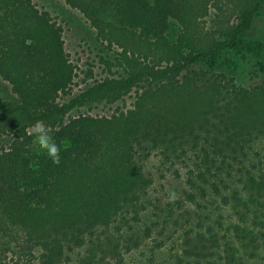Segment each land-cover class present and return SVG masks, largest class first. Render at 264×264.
I'll return each mask as SVG.
<instances>
[{"label": "trees", "instance_id": "16d2710c", "mask_svg": "<svg viewBox=\"0 0 264 264\" xmlns=\"http://www.w3.org/2000/svg\"><path fill=\"white\" fill-rule=\"evenodd\" d=\"M63 1L118 49L121 72L73 97L62 26L32 0H0V78L14 94L0 99V264H264V41L250 33L264 0H239L206 34L202 0ZM129 94L110 115H69ZM37 123L59 165L33 151ZM153 153L178 179L163 196L150 194Z\"/></svg>", "mask_w": 264, "mask_h": 264}, {"label": "rangeland", "instance_id": "374dc122", "mask_svg": "<svg viewBox=\"0 0 264 264\" xmlns=\"http://www.w3.org/2000/svg\"><path fill=\"white\" fill-rule=\"evenodd\" d=\"M35 5L48 11L52 18L62 26V37L66 52L69 54L71 62L75 65L76 76L71 86V95H79L94 83L105 78L117 77L121 72L119 67L113 66L116 49H109L96 35V29L83 14L71 8L63 0H32ZM207 4V12L198 15L199 30L203 28L202 34L207 32L222 33L227 25H230L236 18L239 0H202ZM250 33L260 37L264 41V7L260 14L255 16ZM264 56V50H263ZM255 63L254 58L240 59L241 73L238 75L242 82H250V72ZM0 99L14 101V94L10 85L0 78ZM67 97L60 99L66 101ZM134 100V95L129 94L114 102L104 100H90L81 106L73 108L69 115L89 114V115H110L115 108H128ZM35 126V125H34ZM29 132L31 133V129ZM33 141V140H32ZM10 142V137L0 136V151L6 148ZM32 149L35 153H42L37 150L32 142ZM146 168L151 171L154 183L150 188L153 197L163 196L175 191L178 187V179L169 177V172L161 171L158 168V156L153 153L146 162ZM172 179V180H171ZM78 253V251H77ZM117 257L106 254L105 263L114 264ZM69 264V263H68Z\"/></svg>", "mask_w": 264, "mask_h": 264}, {"label": "clouds", "instance_id": "9594fccd", "mask_svg": "<svg viewBox=\"0 0 264 264\" xmlns=\"http://www.w3.org/2000/svg\"><path fill=\"white\" fill-rule=\"evenodd\" d=\"M31 135L33 136L32 142L37 150L50 158L53 164L59 165L61 147L53 138L51 130L42 123H37L31 129Z\"/></svg>", "mask_w": 264, "mask_h": 264}]
</instances>
